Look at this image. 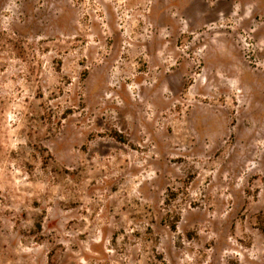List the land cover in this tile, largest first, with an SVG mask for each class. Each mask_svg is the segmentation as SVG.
<instances>
[{
	"label": "rangeland",
	"instance_id": "rangeland-1",
	"mask_svg": "<svg viewBox=\"0 0 264 264\" xmlns=\"http://www.w3.org/2000/svg\"><path fill=\"white\" fill-rule=\"evenodd\" d=\"M0 264H264V0H0Z\"/></svg>",
	"mask_w": 264,
	"mask_h": 264
}]
</instances>
